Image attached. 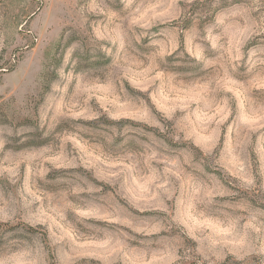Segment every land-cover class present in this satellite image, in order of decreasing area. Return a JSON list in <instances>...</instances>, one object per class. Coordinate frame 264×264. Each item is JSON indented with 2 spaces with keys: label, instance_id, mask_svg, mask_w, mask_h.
<instances>
[{
  "label": "rangeland",
  "instance_id": "rangeland-1",
  "mask_svg": "<svg viewBox=\"0 0 264 264\" xmlns=\"http://www.w3.org/2000/svg\"><path fill=\"white\" fill-rule=\"evenodd\" d=\"M0 264H264V0H0Z\"/></svg>",
  "mask_w": 264,
  "mask_h": 264
}]
</instances>
